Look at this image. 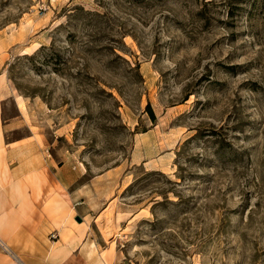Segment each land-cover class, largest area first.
Returning <instances> with one entry per match:
<instances>
[{"label":"rangeland","instance_id":"rangeland-1","mask_svg":"<svg viewBox=\"0 0 264 264\" xmlns=\"http://www.w3.org/2000/svg\"><path fill=\"white\" fill-rule=\"evenodd\" d=\"M0 96L113 264H264V0H0Z\"/></svg>","mask_w":264,"mask_h":264},{"label":"crops","instance_id":"crops-1","mask_svg":"<svg viewBox=\"0 0 264 264\" xmlns=\"http://www.w3.org/2000/svg\"><path fill=\"white\" fill-rule=\"evenodd\" d=\"M3 102L0 96V264H113L105 235L89 227L85 201L75 200L73 181L47 158L42 136L8 140L24 116L16 105L20 117L6 120Z\"/></svg>","mask_w":264,"mask_h":264},{"label":"water","instance_id":"water-1","mask_svg":"<svg viewBox=\"0 0 264 264\" xmlns=\"http://www.w3.org/2000/svg\"><path fill=\"white\" fill-rule=\"evenodd\" d=\"M75 220H76L77 222H81V219H80L79 217H77Z\"/></svg>","mask_w":264,"mask_h":264},{"label":"built area","instance_id":"built-area-1","mask_svg":"<svg viewBox=\"0 0 264 264\" xmlns=\"http://www.w3.org/2000/svg\"><path fill=\"white\" fill-rule=\"evenodd\" d=\"M56 237V234H51V238H55Z\"/></svg>","mask_w":264,"mask_h":264}]
</instances>
